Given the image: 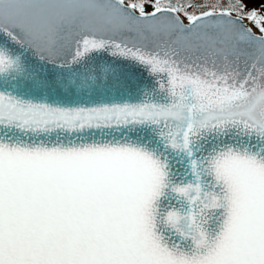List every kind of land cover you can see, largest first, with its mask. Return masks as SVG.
I'll return each instance as SVG.
<instances>
[{
	"label": "snow or ice",
	"instance_id": "snow-or-ice-1",
	"mask_svg": "<svg viewBox=\"0 0 264 264\" xmlns=\"http://www.w3.org/2000/svg\"><path fill=\"white\" fill-rule=\"evenodd\" d=\"M0 264H264V0H0Z\"/></svg>",
	"mask_w": 264,
	"mask_h": 264
}]
</instances>
